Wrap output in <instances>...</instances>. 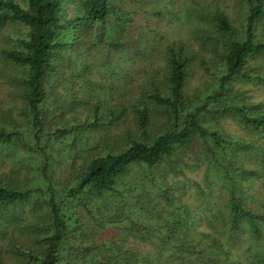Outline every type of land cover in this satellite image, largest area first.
Wrapping results in <instances>:
<instances>
[{"label": "trees", "instance_id": "trees-1", "mask_svg": "<svg viewBox=\"0 0 264 264\" xmlns=\"http://www.w3.org/2000/svg\"><path fill=\"white\" fill-rule=\"evenodd\" d=\"M237 1L245 27L186 1L192 42L134 75L122 0H0V31L28 28L0 52V264H264V107L236 86L264 88V0Z\"/></svg>", "mask_w": 264, "mask_h": 264}, {"label": "rangeland", "instance_id": "rangeland-1", "mask_svg": "<svg viewBox=\"0 0 264 264\" xmlns=\"http://www.w3.org/2000/svg\"><path fill=\"white\" fill-rule=\"evenodd\" d=\"M24 3V0H18ZM123 4H126L127 8L132 11L133 21L131 22V31L134 37H138L140 34L145 37V45L141 47V55L144 61L137 59L132 61L130 58L123 60L122 67L131 71L132 74L143 73L146 70L151 73L153 70H161L165 64L164 61V48L169 40L184 39L192 42L191 38L193 35V29L196 25L203 24L198 16L195 18V22H185L184 18L187 14L185 9L190 6H194L196 12L205 11L212 15L216 9L220 8L225 10L230 19L238 26L245 27V17L247 13L246 4H240L237 0H122ZM188 1V3L186 2ZM188 6H187V4ZM200 15V14H198ZM202 15V14H201ZM208 17H203L206 19ZM257 38L264 39V27L260 26L257 30ZM28 33V28L18 23L11 24L0 31V52L3 48L14 47L18 38H25ZM149 38V40L147 39ZM142 46V45H141ZM1 54V53H0ZM211 52H204L207 57L211 56ZM117 58L121 54H116ZM2 59L0 56V69L3 67ZM264 63V62H263ZM3 65V64H2ZM209 67H212L209 65ZM264 70L263 68H261ZM114 72V71H112ZM108 73L103 69H99L98 72L93 76L96 82L107 85L118 82L115 75L113 78L107 77ZM146 75L142 78L144 80ZM213 78H205L204 80H196L195 78L190 79L189 89L190 93L204 91L206 88L213 83ZM237 88L242 89L248 97L249 101L261 103L264 107V88L260 85L252 83H239L236 84ZM9 86L3 76H0V100H10L9 97ZM17 113V112H16ZM19 114V113H18ZM22 117V116H20ZM228 129L231 132L236 133V127L230 122ZM8 171L6 164H0V177L2 173ZM198 179L201 174H198ZM218 207V206H217ZM214 208H216L214 206ZM222 223L216 224L214 230L219 229ZM206 231H210L211 228L208 225H203ZM248 247V244H246ZM261 247L260 245L255 248ZM234 250V249H233ZM235 251V250H234ZM250 252V251H249ZM242 253L239 251L236 256L239 258L236 264H259L258 259L253 257V252Z\"/></svg>", "mask_w": 264, "mask_h": 264}]
</instances>
